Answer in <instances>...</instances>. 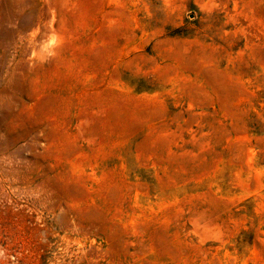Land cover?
Masks as SVG:
<instances>
[{
    "label": "rangeland",
    "instance_id": "1",
    "mask_svg": "<svg viewBox=\"0 0 264 264\" xmlns=\"http://www.w3.org/2000/svg\"><path fill=\"white\" fill-rule=\"evenodd\" d=\"M0 264H264V0H0Z\"/></svg>",
    "mask_w": 264,
    "mask_h": 264
}]
</instances>
